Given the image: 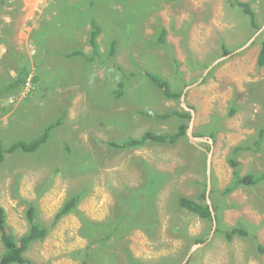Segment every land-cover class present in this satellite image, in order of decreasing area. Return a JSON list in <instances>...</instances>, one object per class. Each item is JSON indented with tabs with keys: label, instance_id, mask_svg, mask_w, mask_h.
<instances>
[{
	"label": "rangeland",
	"instance_id": "obj_1",
	"mask_svg": "<svg viewBox=\"0 0 264 264\" xmlns=\"http://www.w3.org/2000/svg\"><path fill=\"white\" fill-rule=\"evenodd\" d=\"M15 1L24 19L27 13L19 6L24 0ZM34 1L33 5L39 2ZM41 1L28 19L14 25L10 19L5 23L0 11L4 21L0 35L8 30V42L0 43V73L15 77L13 62L21 55L28 61L31 77L28 91L0 98V106L10 105L6 115L0 112V135L35 134L66 109L71 126L66 128L65 119L39 151L29 157L12 156L0 165V204L10 232L21 235L26 230L29 204L37 207L39 219L48 226L69 194L84 191L78 212L96 221L110 219L111 225L118 217L125 220L89 264H131L127 251L144 264H180L192 248L188 264H264V255L256 250L257 242H264V181L227 195L220 192L231 180L232 168L226 162L231 147L252 143L264 126V70L256 64L257 36L247 43L254 35L248 16L231 0H105L106 5H92L91 0ZM240 1H251L264 24V0ZM121 7L130 11L126 28ZM91 19L104 27L98 37L104 55L93 62L65 59L59 53L70 48L89 55ZM159 25L166 30V46L156 42ZM112 38L117 40V52L109 58ZM259 38L264 39V29ZM222 45L232 50L229 55L221 56ZM144 71L161 76L180 96H165ZM34 76H38L35 84ZM122 80L123 95L117 98L113 92ZM232 105L237 110L228 116ZM141 110H185L190 113L189 123L193 119L191 134L214 130L215 143H209L208 136L197 140L187 136L175 144L145 147L146 142L134 156L131 148L109 147V152L108 141L139 138L147 130L171 134L181 122L178 116L148 119L139 114ZM237 158L241 174L264 175V140L259 151L246 150ZM148 162L151 166L145 168ZM56 167L71 175L55 171ZM155 173L162 182L154 193L157 207H151L152 195L121 211L128 199L117 195L127 186L142 185L146 190ZM208 176L209 200L219 203L220 227L239 226L248 231L247 236L231 241L215 232L210 236L212 223L179 207L181 195L204 203L198 195L207 188ZM132 224L144 225L146 233L130 228ZM151 225H157L153 233ZM81 226L78 213L65 215L43 241L31 246L27 258L77 264L80 257L72 252L88 244ZM185 233L204 238L205 243H192Z\"/></svg>",
	"mask_w": 264,
	"mask_h": 264
},
{
	"label": "trees",
	"instance_id": "obj_2",
	"mask_svg": "<svg viewBox=\"0 0 264 264\" xmlns=\"http://www.w3.org/2000/svg\"><path fill=\"white\" fill-rule=\"evenodd\" d=\"M79 1V0H78ZM82 1V0H80ZM3 0H0V9L1 4ZM95 2V3H94ZM92 5H106L105 0H91ZM231 4L237 5L239 8H241L242 12H244L245 15L249 18V26L252 29V31L255 33L260 27L261 23L258 21L257 12L254 10V8L251 5V1H240V0H231ZM264 4V1H263ZM263 6V5H262ZM121 11L124 12L120 17L122 26L126 28L125 21L128 20V13L129 8H120ZM264 10V7H263ZM90 30L88 32L87 37V43L89 46V55L81 50V49H66V51H62L61 56H63L65 59H72V58H79L82 57L87 62H93L97 59H100L104 53L101 52L100 49V42L98 41V37L100 36L101 32L104 30V27H100L96 22L91 19V22L89 23ZM39 28V27H38ZM37 28V29H38ZM33 32L31 34V38L33 40L34 34L37 33ZM158 38L156 40L157 44L160 46H166V30L162 26H158ZM4 36L2 37L0 35V43L8 42L7 35L8 30L3 31ZM254 43H257L259 45V51L256 58V64L258 67L262 68L264 70V39L259 38V35L256 37V40ZM222 55H228L231 53L232 50L225 48L224 45L221 46ZM117 52V40L113 39L109 43V48L107 51V56L109 58H112L115 56ZM101 55V57H100ZM15 61L13 62L14 68L17 72L16 76L13 78H10L8 75L5 77V75L0 73V98L6 97L8 94L11 93H19L22 91V87L26 83V79L29 75V69L30 66H28V61L26 59H23L21 55L15 56ZM9 60H5L4 62H9ZM113 67V65H111ZM146 76L149 80L153 82V84L160 89L163 94L167 97H179L180 92H175L170 88V85L168 81L161 78V76L150 73L149 71H144ZM126 75L124 74V77ZM38 80V76H34L32 79V83L35 84ZM123 89H124V82L119 81L117 83V88L113 92L114 96L119 98L123 95ZM9 106H0V112L1 115L4 116L9 112ZM191 108H193L191 106ZM237 107L232 105L229 108L228 116H233L236 112ZM140 115L145 116L148 119H159V120H165L171 116H178L181 119V122L177 125L175 132L171 134L167 133H161V132H154L147 130L143 135L139 138H133L129 137L124 140L120 141H108L106 142V146L108 147L107 150L110 152V148H115L118 150H126L128 148H138L140 146H143L146 142L148 144L151 143H166V144H175L178 142L181 138L185 137L187 138L186 132L189 125V119H190V113L183 110L181 112L177 110H169L164 111L161 113L152 112L149 110H141L139 112ZM154 115V116H153ZM66 119V128L70 129L68 126H71V124L68 122L67 119V109L61 110L54 121L49 122L45 124L39 132L35 134H28V133H21L19 135H16L14 133L12 136L4 137L3 135H0V165L5 163L10 157L16 156L18 154H25L29 157V155L36 153L39 151L42 146L47 144L49 140L53 136V132L60 126L63 125L64 120ZM78 121V120H77ZM9 134V132H8ZM195 136L198 137H204L208 136L212 139V141L215 143L216 139V133L214 130L209 132H204V130H199L197 132H194ZM25 135V137H22ZM57 138L60 139L59 135H57ZM264 140V126L259 128L257 131V138L250 144L245 143H239L237 145H234L231 147L229 154L226 157V162L229 165L230 168H232V175L231 180L228 183V185L221 190V194L227 195L235 191L239 187H251L260 184L262 181H264V175L263 174H241V163L239 159L237 158L238 155L246 150H252L254 152H257L260 150V147ZM67 145V144H66ZM68 146V145H67ZM71 147V145H70ZM69 148V147H68ZM68 150V149H67ZM52 165V164H50ZM145 168H150V166L145 165ZM55 171H62L64 172L60 167H56L54 169ZM152 170V169H151ZM71 175L69 173H65ZM154 176L156 177L155 180L150 182L149 186L146 190H142L141 186L136 188H130L125 187V191L118 194L122 196H127L128 203H124L122 206V209L128 208L132 205L133 207L139 206L140 202H142L145 198L151 197L150 200H153L154 203L151 204L152 208L157 207L156 201H155V191H157V187L162 184L160 181V175L158 173H155ZM50 181V179H48ZM207 184V183H206ZM213 193V188L211 189ZM84 191H78L73 194H69L68 197L64 200V202L61 204L59 209L56 211V213L53 215L50 225H45L38 216V210L35 205L29 204L25 211V220L27 222V228L21 235H15L12 232H10L9 228L6 224V211L5 208L0 204V243L2 246V251L0 253V264H46V263H37L35 261L30 260L27 258L26 253L31 248L33 244H35L38 241H43L50 229L57 224V222L64 217L65 215L69 213L76 212L78 213L82 226L80 229V232L83 237H85L88 240V244L84 248L76 249L72 252V254L79 258V262L77 264H89L90 258L92 255L97 251L104 250L106 246V241L113 236L115 232L119 230L123 225L121 224L123 221V218L120 219L118 217V222L111 225L110 219H106L104 221H96L92 220L86 216H84L82 213L77 211V206L84 198L85 194ZM211 193V196H212ZM210 197V195H209ZM125 198H123L124 200ZM198 199L203 200L204 203L199 202L196 199H193L189 196L181 195L178 198V205L180 208L185 209L189 213L197 215L201 220L212 223V214L209 208V204L206 202V185L205 188L201 191V193L198 195ZM117 202V199H116ZM122 204V202H120ZM219 203L212 200V207L215 212V217L217 220L218 225L216 224L215 227V233L223 234V236L228 240L231 241L234 237H244L248 235V231L245 230L242 227L239 226H233V227H225L221 228L219 225L220 222V216L218 213L219 209ZM116 209V208H115ZM117 211H115L116 213ZM119 215H122L119 213ZM138 228L141 229L143 232L146 233V230L144 228V225L137 226L135 224L130 225V228ZM157 225H151L150 231L153 233L154 228ZM144 227V228H142ZM222 232V233H221ZM184 238L188 241L191 240L192 243H205V239L201 237H194L190 236L188 234H184ZM256 250L259 254L264 255V242L256 244ZM127 259L131 264H144L140 260L136 259L130 251H127ZM189 261V260H188ZM188 264V262H187Z\"/></svg>",
	"mask_w": 264,
	"mask_h": 264
},
{
	"label": "crops",
	"instance_id": "obj_3",
	"mask_svg": "<svg viewBox=\"0 0 264 264\" xmlns=\"http://www.w3.org/2000/svg\"><path fill=\"white\" fill-rule=\"evenodd\" d=\"M33 1L34 0H29V1H25L24 0V2H23V4H22V2L21 3H19V6L21 7V10L23 11V12H25V13H27L26 15H25V17H24V19L19 15V11H18V9H17V6H18V4H17V2L15 1V0H3V2H2V4H1V9H0V11L2 10V12H3V14L6 16V18H5V23H8V22H6V20L7 19H10L11 20V22H13V24L12 25H14V22L15 23H22L21 21H24L25 19H28L29 17H30V13H31V15L34 13V11L37 9V7H38V5L40 4V2H42L41 0H39V2L38 3H36L35 5H33L32 3H33ZM257 17H258V13H257ZM258 21H259V18H258ZM10 22V21H9ZM260 22V21H259ZM2 23H4V21H2V20H0V24H2ZM98 25H100L99 23H97ZM262 25H264V24H261V26ZM100 27H101V25H100ZM261 28V27H260ZM258 54V53H257ZM257 54H256V58H257ZM148 145H150V144H147L145 147H148ZM140 147H138V148H133L132 150H131V155L132 156H134V154H135V151H136V149H139ZM146 165H150V163L148 162V164H146ZM143 166L145 167V164H143ZM151 166V165H150ZM153 170H154V172H157L154 168H153ZM179 176H181V174L179 175ZM176 177H178V176H175L174 178H176ZM170 178V176L167 178V179H165L166 181L168 180ZM173 178V179H174ZM172 179V180H173ZM141 182H143V181H140V183ZM211 184V183H210ZM207 189V188H206Z\"/></svg>",
	"mask_w": 264,
	"mask_h": 264
},
{
	"label": "water",
	"instance_id": "obj_4",
	"mask_svg": "<svg viewBox=\"0 0 264 264\" xmlns=\"http://www.w3.org/2000/svg\"><path fill=\"white\" fill-rule=\"evenodd\" d=\"M263 29H264V25H262L261 28H259V29L254 33L253 37H252L247 43H249L254 37L258 36V35L262 32ZM247 43H246V44H247ZM246 44H245V45H246ZM228 55H229V54H228ZM214 64H215V63H214ZM211 66H213V65H211ZM211 66H209V67L206 69V72L211 68ZM187 88H188V87H187ZM187 88H185V90L183 91V93H182V95H181V98H183V97L185 96V91H186ZM184 107L188 109L187 106L184 105ZM190 113L193 114V113H194V110L191 109V110H190ZM192 129H193V119H191V122L189 123V126H188V128H187V132H186V134H187V136H188L189 138L197 139V137H195V136H193V135L191 134ZM208 142H209V143H213L211 138L208 139ZM208 158H209V157H208ZM208 165L210 166L209 161H208ZM209 171H210V169H209V167H208V172H209ZM208 181H209V184L207 185V189H206V201H207V203L209 204V208H210V211H211V214H212V229H211V234H210V236H212V234H214V232H215V227H216V223H217V221H216V217H215L214 209H213V207H212V205H211V203H210V200H209V192H210V177H209V176H208ZM209 238H210V237H209ZM201 244H202V243H201ZM201 244H200V245H201ZM194 250H195V248H192V249L187 253L186 257L183 259V261H182L180 264H186V263L188 262L189 258H190L191 253H192Z\"/></svg>",
	"mask_w": 264,
	"mask_h": 264
},
{
	"label": "bare ground",
	"instance_id": "obj_5",
	"mask_svg": "<svg viewBox=\"0 0 264 264\" xmlns=\"http://www.w3.org/2000/svg\"><path fill=\"white\" fill-rule=\"evenodd\" d=\"M29 1V0H28ZM35 2V1H34ZM30 79H31V77H29ZM30 87H31V85H27L26 83H25V85L23 86V91H28L29 89H30ZM154 116V115H153ZM209 184V181H207V185Z\"/></svg>",
	"mask_w": 264,
	"mask_h": 264
},
{
	"label": "built area",
	"instance_id": "obj_6",
	"mask_svg": "<svg viewBox=\"0 0 264 264\" xmlns=\"http://www.w3.org/2000/svg\"><path fill=\"white\" fill-rule=\"evenodd\" d=\"M26 84L27 85H30L31 84V79L29 77H27V79H26Z\"/></svg>",
	"mask_w": 264,
	"mask_h": 264
},
{
	"label": "clouds",
	"instance_id": "obj_7",
	"mask_svg": "<svg viewBox=\"0 0 264 264\" xmlns=\"http://www.w3.org/2000/svg\"><path fill=\"white\" fill-rule=\"evenodd\" d=\"M194 136H195V135H194ZM195 137H197V139H198V136H195ZM197 139H196V140H197ZM212 142H213V141H212ZM132 149H133V148H131V150H132ZM7 161H8V160H7ZM209 193H210V192H209Z\"/></svg>",
	"mask_w": 264,
	"mask_h": 264
},
{
	"label": "flooded vegetation",
	"instance_id": "obj_8",
	"mask_svg": "<svg viewBox=\"0 0 264 264\" xmlns=\"http://www.w3.org/2000/svg\"><path fill=\"white\" fill-rule=\"evenodd\" d=\"M205 137V136H204ZM208 139L210 138V137H207Z\"/></svg>",
	"mask_w": 264,
	"mask_h": 264
}]
</instances>
